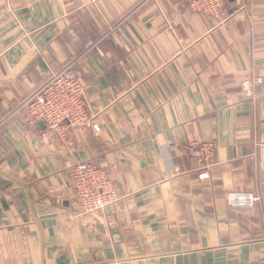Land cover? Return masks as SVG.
I'll return each instance as SVG.
<instances>
[{
    "label": "crops",
    "instance_id": "0c3cea01",
    "mask_svg": "<svg viewBox=\"0 0 264 264\" xmlns=\"http://www.w3.org/2000/svg\"><path fill=\"white\" fill-rule=\"evenodd\" d=\"M71 61L100 131L44 143L15 110ZM192 140L215 144L208 178ZM84 160L119 199L81 222ZM112 263L264 264V0L221 21L187 0H0V264Z\"/></svg>",
    "mask_w": 264,
    "mask_h": 264
},
{
    "label": "built area",
    "instance_id": "2783aa9c",
    "mask_svg": "<svg viewBox=\"0 0 264 264\" xmlns=\"http://www.w3.org/2000/svg\"><path fill=\"white\" fill-rule=\"evenodd\" d=\"M189 7L198 13L210 15L215 20L223 19V10L227 0H187ZM74 62L53 70L47 78L27 97L23 99L15 112L24 111L26 121L30 125L37 122L45 124L40 132L44 143L53 137L65 139L70 127L89 128L94 133L100 131L99 124L88 110L86 101V85L74 70ZM247 93H251V83H243ZM215 150L211 141L192 140L187 145V152L205 162L198 174L200 179L210 176L208 162ZM76 195V206L79 221L98 211L113 205L119 199L117 189L109 172L95 162L77 161L71 169ZM260 196L247 191H231L228 204L234 209L252 207ZM115 264V263H112Z\"/></svg>",
    "mask_w": 264,
    "mask_h": 264
}]
</instances>
